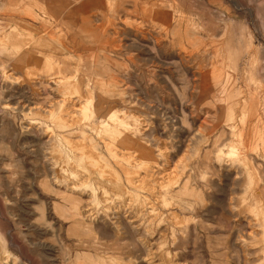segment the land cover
I'll return each instance as SVG.
<instances>
[{
  "label": "rangeland",
  "instance_id": "1",
  "mask_svg": "<svg viewBox=\"0 0 264 264\" xmlns=\"http://www.w3.org/2000/svg\"><path fill=\"white\" fill-rule=\"evenodd\" d=\"M0 264H264V0H0Z\"/></svg>",
  "mask_w": 264,
  "mask_h": 264
},
{
  "label": "bare ground",
  "instance_id": "2",
  "mask_svg": "<svg viewBox=\"0 0 264 264\" xmlns=\"http://www.w3.org/2000/svg\"><path fill=\"white\" fill-rule=\"evenodd\" d=\"M28 54V53H27ZM60 80V79H59ZM62 82V81H61ZM64 82V81H63ZM66 87V86H65ZM93 93V92H92ZM106 97V96H105ZM64 100V99H63ZM70 109V108H69ZM123 116V115H122ZM126 117V116H125ZM122 118V117H121ZM124 118V117H123ZM119 119V118H118ZM120 120V119H119ZM111 123V122H110ZM130 126V125H129ZM146 155V154H145ZM93 175V174H92ZM94 176V175H93ZM149 192V191H148ZM127 205V204H126ZM118 213V212H117ZM77 214H79V215H81L80 214V212H79V210H76V215ZM160 216V215H159ZM126 217V216H125ZM145 259V258H144Z\"/></svg>",
  "mask_w": 264,
  "mask_h": 264
}]
</instances>
